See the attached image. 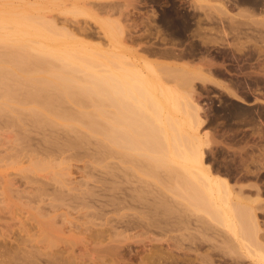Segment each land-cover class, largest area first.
I'll return each mask as SVG.
<instances>
[{"label":"bare ground","instance_id":"obj_1","mask_svg":"<svg viewBox=\"0 0 264 264\" xmlns=\"http://www.w3.org/2000/svg\"><path fill=\"white\" fill-rule=\"evenodd\" d=\"M19 1L12 18L0 11V264H85L74 247L87 230L108 260L119 250L104 244L108 236L149 228L173 233L175 249L186 241L198 252L210 242L201 264H217L216 255L222 264L247 256L264 264V0H231L235 12L229 0H194L204 16L181 18L173 5L160 15L139 11L134 26L133 0ZM140 24L146 55L126 44ZM163 26L168 47L159 43ZM216 36L231 39L229 50L191 40ZM214 91L221 105L199 102ZM165 104L186 111L178 117ZM84 115L104 119L89 126L103 139L80 129ZM80 156L92 161L75 181ZM23 208L35 213L22 216ZM71 211L85 212L80 222Z\"/></svg>","mask_w":264,"mask_h":264},{"label":"rangeland","instance_id":"obj_2","mask_svg":"<svg viewBox=\"0 0 264 264\" xmlns=\"http://www.w3.org/2000/svg\"><path fill=\"white\" fill-rule=\"evenodd\" d=\"M2 1V2H1ZM18 1L19 0H0V11L2 12V13H4V15L5 14H8V16H9V18H12V14H9V13H14L13 11H14V8H12L13 7V5L15 6L17 3H18ZM34 1V0H33ZM88 2H94V3H97L96 1H99L100 2V0H87ZM110 1V0H109ZM108 1V2H109ZM111 1H114V0H111ZM110 1V2H111ZM116 1H120V0H116ZM122 1V3H123V1L124 0H121ZM120 1V2H121ZM134 1V4L135 5H133L132 7L130 6L129 7V11L128 12H131V13H133L134 14V12H135V14L133 15V14H131L130 16H133V17H130V18H128L127 17V19H128V21L130 22V24L131 25H133L134 26V24H135V20L137 19L136 17L138 16V15H136V13H139V11H141L142 13H145L146 11H150V10H153V11H155V12H157L159 15L164 11V10H166V9H170L173 5L176 7V11H177V13H179V17H181V18H184V14H186V15H196V16H204L203 15V13L201 12V10L200 11H198V10H195L194 9V7L196 6L195 5V1L194 0H160V3L159 4H157V5H155V4H152V2H150L149 0H133ZM92 2V3H93ZM229 2V4L228 5H230V10H232V11H236V8H234L232 5H231V0H229L228 1ZM6 3V4H5ZM10 3V4H9ZM12 3V4H11ZM19 3H20V1H19ZM70 2H68V4H69ZM198 4V3H197ZM1 5H2V8H3V5H4V11H2L3 9L1 8ZM7 5V6H6ZM12 5V6H11ZM154 5V6H153ZM135 6H136V8H135ZM232 6V7H231ZM12 8V10L13 11H11L10 9ZM15 9H17L16 7H15ZM234 9V10H233ZM137 11V12H136ZM15 12H17V11H15ZM161 12V13H160ZM201 13V14H200ZM149 14H150V12H149ZM182 14V15H181ZM136 15V16H135ZM100 16H102V15H100ZM83 17V18H82ZM93 17V16H92ZM80 20H82V21H84V19H89L90 20V22H91V24L92 25H94L95 24V20L94 19H92L91 17H88V15H86V17L84 16V15H81V16H79L78 17ZM155 18L156 19H158V17L157 16H155ZM86 19V20H87ZM94 21V22H92V21ZM127 21V23H129ZM137 22V21H136ZM141 21H140V19H138V23H140ZM13 24V21H9V25H12ZM157 24V23H156ZM141 26L139 27L138 26V28L136 27H133L132 29H134V30H132L131 29V38L129 39L128 38V40H126V44L128 45V46H131L132 48H133V50H135V51H137V55H146V53L145 52H143L142 50H141V47H143L144 45H146V44H143V43H146V41L144 40V39H141V36L139 37V35L141 34V33H143V31L142 30H144L143 29V27H142V25L143 24H140ZM95 26V25H94ZM204 26H206V28H207V26L209 27L210 26V24H206V25H204ZM164 27V26H163ZM161 28L162 30L165 28ZM142 29V30H141ZM160 29V34H159V36L161 37V39H162V41H159V43L161 42H163V36H166L165 37V39L166 38H168L167 36H168V34L167 33H169L170 34V32H167L168 30L166 29V31L164 32V34H162L163 32H162V30ZM164 29V30H165ZM137 32V33H136ZM167 32V33H166ZM133 33V34H132ZM140 33V34H139ZM138 34V35H137ZM202 35L203 34H205V35H207V33H205V32H203V33H201ZM132 35H135V36H133L132 37ZM142 35V34H141ZM209 35V34H208ZM211 35H209L208 37H210ZM136 38V39H132V38ZM139 37V38H138ZM154 36H150V40L152 41V42H154V43H157L158 42V39L156 40H154V38H153ZM215 37V36H214ZM200 38V37H199ZM199 38H197V37H193L191 40H192V44L195 46H198V48H203V47H208L209 49H211V51L212 52H216V51H226V50H229V48H227L229 45H225L226 44V42L227 43H229L230 44V42H231V39L230 38H228V40H222V39H219L217 36H216V41H214V42H211V43H203V41H202V39L200 40ZM140 39V40H139ZM146 39V38H145ZM148 39V40H149ZM160 38H159V40H161ZM101 40V41H100ZM100 40L99 39H95V41H100V42H103V44H105V46H107V41H106V39H104L103 40V38L101 39L100 38ZM143 40V41H142ZM147 40V41H148ZM150 40H149V42H150ZM141 41V42H140ZM145 41V42H144ZM157 41V42H156ZM165 41V40H164ZM137 44H136V43ZM166 42H168V39L164 42V43H160L161 45H163L162 47H164V45H165V47H168L169 45L166 43ZM177 42H178V40H177ZM139 43H142L141 45L139 44ZM179 44H181V45H179ZM186 44V43H185ZM185 44H182V43H180V41L177 43V46H176V49H178V50H182L183 48H186V45ZM200 44V45H199ZM160 45V46H161ZM204 45V46H203ZM227 46V47H226ZM139 47V48H138ZM226 49V50H225ZM177 50V51H178ZM184 50V49H183ZM179 52V51H178ZM148 57H149V55H147ZM149 58H153V56H150ZM155 58V57H154ZM6 82H7V84H9L10 82L8 81V80H6ZM10 86H14V83H10L9 84ZM23 85H19V87L21 88ZM206 91V90H205ZM204 91V92H205ZM203 96V97H202ZM201 97H199V102L202 104V105H204L205 107H208V102L210 101V99H211V101L213 100V102L215 103H213L214 105H221L222 104V102H218V98L216 97L217 96V91L215 92L214 91V93L213 92H210V93H203V95H202ZM208 96L209 97H211V98H208ZM259 97L258 98H260V100L262 99L263 100V97L261 96V95H258ZM254 97L253 96H251L250 97V101H249V105H251V102L253 103L254 101ZM261 100V101H262ZM230 102H232V103H234V104H236V105H238V106H242V107H247L248 105H245V104H243V103H241V102H238L237 100H230ZM70 105H72V104H70ZM73 106V105H72ZM168 106V105H167ZM74 107V106H73ZM170 107V105L168 106V107H166V104H165V108L166 109H168ZM183 107H185V106H180V108H178V109H175V108H172V107H170L168 110H164L166 113H167V111L168 112H170V113H172L173 115H175V116H183L184 115V113H185V111H186V108H183ZM75 109L76 110H80V108H78L77 106H75ZM175 109V110H174ZM185 110V111H184ZM212 111V112H211ZM207 112H210L209 114H210V116H212V115H214V116H212V117H216V115L217 114H219L220 112H221V110H213V109H208L207 110ZM183 114V115H182ZM80 115H81V112H80ZM83 115V114H82ZM220 115V114H219ZM83 122L84 123H86L87 125H88V127L86 126V127H83V126H85V125H82V126H79L80 127V129H82L84 132H91L90 134H92V135H95V137L96 138H98V139H103L105 136L103 135V133L104 132H99V133H97V132H93L92 130H93V128H91V127H89V126H91V123L92 122H96L97 124H99V125H105V121H104V119L103 118H101V117H98V116H94V118H93V121H92V119H91V117H85V115L83 116ZM98 125V126H99ZM166 126H168L167 128H169V124L168 125H166ZM165 126V127H166ZM183 127V134H187V132H189L190 131V128H189V126L188 125H183L182 126ZM169 130V129H168ZM204 130V129H203ZM202 130V131H203ZM169 134L171 133V130L168 132ZM170 137H171V134L169 135ZM168 136V137H169ZM83 146H84V144L83 143H81ZM85 147V146H84ZM94 147H95V145H94ZM86 148V147H85ZM81 150V152H83V149L82 148H80ZM82 157V158H81ZM88 157V158H87ZM224 157H226V156H224ZM80 158L81 159H79V161H72V169H73V173H74V176H75V178H74V180L76 181L77 179V181H79V179H82V173L81 172H83V171H81L82 169L84 170V167H83V165L85 164V161H87V162H89V160L90 161H92L90 158H89V156H85V158L83 157V156H80ZM84 158V161L82 160ZM222 159H224L223 157H221ZM89 159V160H88ZM87 164V163H86ZM89 164V163H88ZM102 164H104V163H102ZM74 165V166H73ZM95 165V164H94ZM93 165V166H94ZM85 166V165H84ZM16 168H9L8 170H9V172L11 173L12 171H14V172H12V173H16L15 171L17 170H15ZM59 169H61V168H58V169H56V170H59ZM0 170H2V168L0 169ZM20 172V171H19ZM56 171H54L53 173H55ZM57 172H59V171H57ZM17 173H18V170H17ZM48 173V172H47ZM44 174H46V173H44ZM56 175H57V173H56ZM73 176V177H74ZM25 209L23 208V210H22V212L21 211H19L21 214H22V216H29V218L30 217H32V216H30L29 214L31 213V215L32 214H34L35 212L34 211H31V210H25V211H27V212H25L24 211ZM30 211V212H29ZM23 212H25V213H23ZM77 212V211H76ZM79 213H76V214H74L75 213V211L73 212V211H71V213H72V215H75V216H73L74 218H73V221H75V222H78L80 219L78 218H76V217H79L80 216V218H81V216H82V218H83V215H84V213L83 214H81L82 213V211H78ZM24 214V215H23ZM80 214V215H79ZM72 215H71V217H72ZM110 215H112V214H110ZM42 218V217H41ZM76 218V219H75ZM261 218L262 219H264V215H261ZM78 220V221H77ZM80 222V221H79ZM67 226V225H66ZM70 225H68L67 227H69ZM65 228L63 231L65 232V235L66 236H68V235H71L72 233H73V231H70V229L68 230V228ZM97 228V227H96ZM151 228H149V230L147 229V231H144V233L142 232L141 233V231L139 232V231H137V230H129V231H126L124 234H121L122 236H119V237H117L116 236V234H115V236H114V232L116 233V231H117V233H120V232H118V231H122V229L121 228H119L118 230H112V233H113V236H114V238L112 239V236L111 237H109L108 236V238H110V240L108 239L104 244H110V243H112V245L114 244V246L113 247H116V245H117V247L119 248V250L117 249V251H115L116 253H114V255L113 254H111V256H110V254H107V256H108V260L105 258L104 259V257H103V260L101 261L100 259V257H98V256H100V254H98V256H97V254L95 253V249H98V248H100L99 247V245H96V242H98V241H95V238H93V237H91L92 236V234H90V233H92L90 230L87 232V231H85V232H83L82 234H80V235H78L79 237H82V235L85 237L84 239H82V240H84L85 241V239H86V237H87V239H86V241H88V242H84L83 241V243H82V240H81V238H79L78 236H76L77 238V244H76V246L78 247V250H77V247L75 248L74 247V249H75V254L76 255H78V256H81L80 257V260H82V259H85V260H83V262L86 264H90L91 262H93V263H91V264H102L103 262L105 263V264H153V263H155V264H157V261H155V260H159L158 261V264H176V263H174L172 260H174L175 261V259H171V256L170 255H172V257H175V253H177L179 256V259H177L178 257H175L177 260L176 261H178V264H186V262H184V259L185 258H187V257H190L191 256V258H192V260H194V259H196L195 257L197 256V253L200 255V254H202V253H205V252H207V250L209 249V247L211 246V243L210 242H208L209 244H210V246L209 245H207L208 243L206 242V245H203L201 248L202 249H200V250H198V252L197 251H194V248L191 250L188 246L189 245H187L188 244V242H186V241H184L183 242V244H182V247H180L181 249H175L176 248V246L174 247V243H175V241H173L174 239H173V235L171 236V234H173V233H161L157 228H152V231L150 230ZM155 230H156V232H155ZM70 231V232H69ZM149 231V232H148ZM154 231V232H153ZM147 232V233H146ZM160 232V233H159ZM67 233V234H66ZM87 233V234H86ZM96 233V232H95ZM90 234V235H89ZM89 235V236H88ZM169 235L172 237V239H171V237H169ZM91 239H89V238ZM117 237V238H116ZM127 237V238H126ZM83 238V237H82ZM123 238H125V240H123ZM168 238H170V240L168 241L167 239ZM114 239H115V241H114ZM119 239V240H118ZM78 240L82 243L81 245H80V243L78 242ZM94 240V241H93ZM116 240H118L119 242H116ZM122 240V242H120ZM110 241V242H109ZM167 241V242H166ZM113 242H115V243H113ZM171 242H172V244H171ZM174 242V243H173ZM88 244V245H87ZM94 244V245H93ZM119 244V245H118ZM174 244V245H173ZM90 245H91V247H90ZM95 246L94 248H92L93 246ZM124 245V246H123ZM171 245H173L172 247L174 248H172L171 247ZM86 246V247H85ZM109 246H111V244L109 245ZM120 246H121V248H120ZM123 246V247H122ZM207 246H209V247H207ZM61 248H62V244H61V246H60ZM83 247V248H82ZM88 247V248H87ZM184 247V248H183ZM187 247L189 248V249H187ZM204 247V248H203ZM207 247V248H206ZM173 249V251H172V249ZM63 249V248H62ZM79 249H82L81 251L79 250ZM87 249V250H86ZM93 249V250H92ZM207 249V250H206ZM78 252H77V251ZM90 250V251H89ZM120 250H121V252H120ZM164 252H163V251ZM171 250V251H170ZM177 250V251H176ZM181 250V251H180ZM203 250H205V251H203ZM85 251V252H84ZM88 251V252H87ZM156 251H157V253H159V254H157L156 253ZM170 251V253H167V252H169ZM187 251V252H186ZM190 251H193V252H190ZM201 251V252H200ZM243 251H244V249H243ZM242 251V252H243ZM81 252H83V253H81ZM118 252V253H117ZM184 252V253H183ZM94 253V254H93ZM120 253H121V255H120ZM155 253V254H154ZM161 253H163V256L161 255ZM167 253V254H166ZM181 255H180V254ZM80 254V255H79ZM153 254V255H152ZM176 254V255H177ZM182 254H187L185 257L182 255ZM96 255V256H95ZM102 255V254H101ZM150 255V257L149 258H147L148 256ZM156 255H157V257H156ZM174 255V256H173ZM194 255V256H193ZM203 255V254H202ZM83 256V257H82ZM85 256H87L86 258H84ZM93 256V257H92ZM103 256V255H102ZM101 256V257H102ZM114 256V257H113ZM119 256V257H118ZM153 256V257H152ZM158 256H160L161 258H158ZM168 256V257H167ZM194 258H193V257ZM94 257H95V259H96V261L94 260ZM110 257H112V258H110ZM199 257H200V260H201V255L200 256H198V259L197 260H199ZM219 257V258H218ZM153 258V259H152ZM158 258V259H157ZM165 260H164V259ZM167 258H169V259H167ZM190 258V259H191ZM215 258V262L217 263V264H222L223 263V261L225 260V259H223L221 256H215L214 257ZM247 258V259H246ZM89 259L91 260V261H89ZM148 259V260H147ZM162 259V260H161ZM217 259H221V260H217ZM222 259H223V261H222ZM227 259V258H226ZM242 259V260H241ZM240 260H241V262H244L243 264H250L252 261H254V259L253 258H251L250 256H247V257H243V258H241ZM86 260L87 261H89V263L88 262H86ZM95 261V263H94V261ZM105 260V261H104ZM168 260V261H167ZM169 260H170V262H172V263H170L169 262ZM200 260L199 261H197V263L196 262H194V261H192L191 262V264H193V262H194V264H198L199 262H200ZM150 261V262H149ZM121 262V263H120ZM200 264H201V262H200ZM251 264H253V262L251 263Z\"/></svg>","mask_w":264,"mask_h":264}]
</instances>
